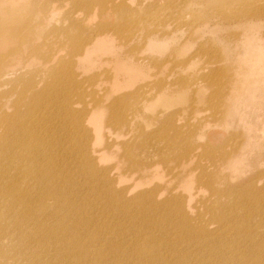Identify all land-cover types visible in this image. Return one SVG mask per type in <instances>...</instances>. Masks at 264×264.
Masks as SVG:
<instances>
[{"label":"rangeland","instance_id":"rangeland-1","mask_svg":"<svg viewBox=\"0 0 264 264\" xmlns=\"http://www.w3.org/2000/svg\"><path fill=\"white\" fill-rule=\"evenodd\" d=\"M91 1L95 2L92 13L83 18L79 0H69L66 5L60 0H0V56L9 54L11 65L20 64L16 60L27 56H16L15 49L21 39L29 40V37H33L38 47L60 49V57L73 60V69L80 73L78 80L92 78L98 83L93 87L86 84L88 90L97 92L86 97L90 111L82 122L90 130L89 148L95 150L90 153L95 158L93 166L105 171L101 177H108L116 188L115 193L129 202L128 211L141 204L142 197L150 206L161 202L156 208L158 211L167 204L164 202L167 199L172 207L177 208L181 203L189 214V222L198 225L200 232H210L213 223L197 216L202 212L204 201L211 203L216 198L206 182L211 180L219 188L246 179L245 185L249 181L258 187L264 184V17H239L248 3L264 15V0H247L245 4L246 0H128L115 15L108 6L104 9L106 4L99 5L100 0ZM45 6L48 11L44 10ZM77 12L80 14L76 15ZM173 13H178L174 20L162 24L168 21L165 17ZM45 16L48 22L38 30L37 36L30 29ZM72 24L84 28L82 35L90 40L89 48L80 58L70 55V39L51 31L55 27L70 28ZM165 28L171 31L166 41L158 39L159 34L155 33L145 36L148 29L161 32ZM112 30L120 33L114 35ZM124 34L128 36L127 47L133 48L128 58L122 55L127 47L120 44ZM24 40L22 51L26 52ZM42 60L36 53L18 69L16 67V72H37L39 77L45 78L40 69ZM6 69L10 70L9 66ZM105 71L110 75L116 72L123 79L112 84L111 80L102 79ZM111 85L118 86V94L143 91V96L127 97L129 111L124 117H111L103 108L94 107L100 88ZM6 87L0 88L3 91ZM144 90H149L153 97L156 93L163 94L159 99L149 100ZM190 90L195 94H190ZM72 106L81 108L77 103ZM125 117L131 126L128 145L133 157L142 165L121 157V147L110 150L104 147L105 143L122 138L118 135L114 138L110 124L122 122ZM168 121L180 126L184 133L180 144L174 148H170L166 137L158 132ZM48 123L53 125L55 120L49 119ZM118 127L122 131L123 125L119 123ZM140 132L146 137L140 136ZM67 138L62 153H67L68 168L77 170L68 183L93 186L92 178L82 174L77 164L85 163L77 147L76 131ZM200 144H209L213 149H204ZM210 154L213 160L209 159ZM202 174L208 181L202 179ZM149 190L152 192L148 195L139 196ZM224 199L230 201L231 197ZM79 200L86 204L92 202L91 207L86 205L84 213L94 217L96 228L101 229L117 203V196L111 197L115 204H107L106 216L97 213L96 205L101 202L98 195ZM120 218V222L127 223L128 234L141 236H133L132 245L140 252L163 247L160 241L166 240L186 251L193 248L191 243L194 244L196 232L174 231L153 241L148 236L153 234L156 225L147 226L150 222H143L142 216L123 218L121 215ZM115 226L114 221L110 222L107 231ZM209 234L217 236L223 232ZM126 237L131 236L121 238ZM127 260L133 262L132 257Z\"/></svg>","mask_w":264,"mask_h":264},{"label":"bare ground","instance_id":"bare-ground-1","mask_svg":"<svg viewBox=\"0 0 264 264\" xmlns=\"http://www.w3.org/2000/svg\"><path fill=\"white\" fill-rule=\"evenodd\" d=\"M60 1L65 5L69 3V0ZM127 1L100 0L98 4H106L104 9L108 6V10L115 15ZM93 3L91 0H79L78 7L83 12V18L90 16ZM165 4L173 5L170 2ZM250 6V3L245 5L243 15L239 17H264L256 7ZM44 10L48 11V7L45 6ZM173 14L165 17L168 21L162 24L171 23L178 13ZM47 22L45 16L30 31L38 36V30L44 28ZM51 31L56 36L63 35L70 39L71 56L82 57L83 51L90 46V40L82 35L84 28L74 24L70 28L55 27ZM119 33L112 30L114 35ZM154 33L159 34L158 39L166 41L170 39L171 31L168 28L161 32L148 29L145 36ZM127 39L128 36L124 34L120 44L127 47ZM23 40L19 41L15 49L16 56H27L16 60L20 64L11 65L9 54L0 56V87L7 86L3 91L0 88V264H264V184L258 187L249 181L245 185L246 179L233 186L219 188L202 174V179L208 181L205 185L216 195L211 203L204 201L202 212L197 214L203 221L213 223L210 232H200L198 225L189 222L185 207L181 203H178L177 208L172 207L167 199L164 200L167 204L158 211L156 208L161 202H154L157 205L150 206L146 198L142 197V203L129 212V202L120 193H115L116 188L108 177H101L100 174L105 171L93 166L95 158L90 153L95 150L89 148L90 130L82 122L90 111L86 97L97 92L88 90L86 84L93 87L98 84L97 81L92 78L78 80L77 74L80 73L73 69V60L60 57L62 51L56 47H38L33 37L24 40L28 49L25 47L26 52H23ZM132 50L128 47L124 49V58H128ZM36 53L43 59L40 69L45 73V78L39 77L37 72H16ZM7 66L10 70L6 69ZM101 77L111 80L112 84L123 79L116 72L110 75L109 71H105ZM206 80L212 82L211 79ZM117 90L116 85L101 87L100 97L93 102L94 107L103 108L111 117H124V113L127 115L129 111L127 97L143 96L140 89L130 94H118ZM189 93L195 94L192 90ZM162 94L156 93L153 97L148 90L146 97L155 100V97L161 98ZM74 103L81 104V108L73 107ZM126 117L122 122L108 123L113 128L114 138L117 135L122 138L114 143H105L104 147L109 150L121 147V157L142 165L140 160L133 157L128 145L131 126ZM49 119L55 120V123L50 125ZM119 123L123 125L122 131L118 130ZM68 129L72 130L68 132ZM180 129L173 121H168L158 132L166 137L169 147L174 148L184 135ZM73 130L77 134L80 157L87 164L77 162L79 170L92 178L93 186L81 187L78 182L74 185L68 183L77 170L68 168L67 153H62V148ZM139 135L146 137L142 132ZM200 146L207 150L213 149L209 144ZM208 157L213 160L212 154ZM151 192L149 190L139 196ZM90 195L100 197L101 202L96 205L100 216H106L107 204H115L116 201H112L111 197L117 196V203L109 214L111 217L108 220L109 215L106 216L107 221L101 229L96 228L97 220L94 217L84 213L86 205L91 207L92 202L86 204V201L79 200ZM227 196L231 197L230 201L224 199ZM121 215L123 218L127 215L142 216L143 222H150L147 226L156 225L153 234L148 236L153 241H157L160 235L174 234V231L196 232L192 241L194 244L191 243L193 248L186 251L172 246L166 240L160 241L163 247L156 246L151 252L145 249L140 252L132 245L135 240L133 236H141L128 234L127 223L120 222ZM113 221L116 226L107 231ZM220 231L223 234H209ZM126 235L131 237L121 238ZM128 257H132V263L127 260Z\"/></svg>","mask_w":264,"mask_h":264}]
</instances>
